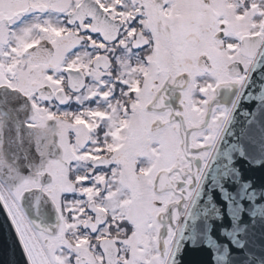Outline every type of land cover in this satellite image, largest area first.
Instances as JSON below:
<instances>
[{
    "label": "snow or ice",
    "instance_id": "6c2138e0",
    "mask_svg": "<svg viewBox=\"0 0 264 264\" xmlns=\"http://www.w3.org/2000/svg\"><path fill=\"white\" fill-rule=\"evenodd\" d=\"M264 0H0V226L18 264H264Z\"/></svg>",
    "mask_w": 264,
    "mask_h": 264
},
{
    "label": "water",
    "instance_id": "95a60500",
    "mask_svg": "<svg viewBox=\"0 0 264 264\" xmlns=\"http://www.w3.org/2000/svg\"><path fill=\"white\" fill-rule=\"evenodd\" d=\"M245 178L254 181L257 187L264 185V169L246 170ZM208 258V254L194 251L184 258V264H206ZM19 260L20 250L14 246L7 228L0 226V264H18Z\"/></svg>",
    "mask_w": 264,
    "mask_h": 264
}]
</instances>
